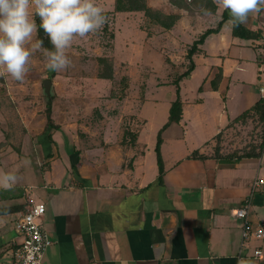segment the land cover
<instances>
[{"label": "crops", "instance_id": "crops-1", "mask_svg": "<svg viewBox=\"0 0 264 264\" xmlns=\"http://www.w3.org/2000/svg\"><path fill=\"white\" fill-rule=\"evenodd\" d=\"M167 9L181 17L152 39L171 48V63H188L190 44L215 27L224 11L192 14L172 4ZM229 18L199 45L195 69L181 81L182 118L163 131L162 182L155 146L176 98L174 84L156 85L155 91L150 86L146 100L128 109L134 123L144 119L142 127L130 128L136 137L122 129L124 114L103 116V133L74 132L71 121L46 127L45 116L34 115L24 102L16 112L14 96L0 87V170L18 176L14 188H0V208L6 209L0 212V264H11L21 241L17 218L39 201L46 204L42 225L52 240L44 264H264V238L242 245V219L233 213L251 194L253 182L264 178V150L260 156L232 157L234 150L242 153L240 146H227L230 130L243 121L230 122L262 96L258 38L264 12L244 24L253 32L248 37L235 35ZM160 89L164 96L156 93ZM19 115L27 131L15 146L8 129ZM37 124L43 130H35ZM31 141L30 151L24 144ZM194 150L205 157L192 156ZM249 218L264 225L262 185L252 195ZM256 247L262 257L254 256Z\"/></svg>", "mask_w": 264, "mask_h": 264}, {"label": "rangeland", "instance_id": "rangeland-1", "mask_svg": "<svg viewBox=\"0 0 264 264\" xmlns=\"http://www.w3.org/2000/svg\"><path fill=\"white\" fill-rule=\"evenodd\" d=\"M147 1L154 8L173 12L167 9L171 8L169 0ZM97 3L105 9L108 21L96 34L74 42L69 52L72 67L59 72L49 71L42 51H37L23 83L0 77V87L10 92L8 97L14 96L11 105L16 112H19L17 105L24 102L36 113L34 115L40 113L41 118L42 113L47 124L51 101L54 122L61 120L68 124L71 121L74 132L85 134L84 130H98L103 133L107 125L101 122L103 116L120 114H124L122 129L131 130L133 127L136 130L139 125L142 127L144 119H136L134 123L135 115L128 109L137 108L146 100L150 86L155 91L156 85L172 83L186 68L187 61L179 59L177 64L171 63L168 54L173 51L165 41L160 43L158 39H152L153 35L162 33L161 25L149 20L143 11H116L115 0H97ZM179 52L176 49L174 53ZM110 67L112 78L101 77V73L109 72ZM49 77L53 81L51 96L45 93L43 84V80ZM156 93L165 95L161 89ZM20 119L19 115L8 129L15 146L20 145V135L27 131ZM34 121L38 123V119ZM158 121L159 117L155 116L153 124ZM242 121L230 130L228 148L240 146L242 154L256 148L260 150L264 145V122L255 113ZM35 130H43L42 125L37 124ZM147 131L154 133L153 128L148 127ZM33 147L32 141L24 144V148L30 151Z\"/></svg>", "mask_w": 264, "mask_h": 264}, {"label": "clouds", "instance_id": "clouds-1", "mask_svg": "<svg viewBox=\"0 0 264 264\" xmlns=\"http://www.w3.org/2000/svg\"><path fill=\"white\" fill-rule=\"evenodd\" d=\"M213 3L219 11H228L227 24L232 27L246 24L250 16L264 12V0ZM202 11L211 15L208 9ZM107 21L105 9L97 0H0V77L23 83L37 51H42L49 71L72 67L69 52L74 42L96 34ZM39 29L48 37L51 49L44 48L43 40L37 38ZM17 182L15 172L0 170V188L10 190Z\"/></svg>", "mask_w": 264, "mask_h": 264}, {"label": "trees", "instance_id": "trees-1", "mask_svg": "<svg viewBox=\"0 0 264 264\" xmlns=\"http://www.w3.org/2000/svg\"><path fill=\"white\" fill-rule=\"evenodd\" d=\"M171 4L176 6L180 9H186L189 13H204L202 9H208L210 12H215L217 10V6L213 3V0H169ZM115 10L116 11H143L147 18L149 20L161 25L163 29H169L175 25V23L178 21V19L181 17L180 12H169L166 13L160 9L154 8L153 6L148 4L147 0H115ZM106 13V12H105ZM229 18L228 11H224L222 15V19L217 23L215 27H209L206 30H204L196 39L193 40V42L190 44L187 50L186 58L188 59V63L186 68L180 72L172 81V84L176 87V98L171 102V106L169 109V116L168 120L163 124V126L158 130L157 133V141L155 146V151L157 155V164L159 169L158 179L159 182L163 181V176L165 172V166L164 161L162 157L161 152V145L163 143V131L170 126L173 123H178L183 114V98L181 93V81L188 77L192 71L195 69V61L193 58V55L198 50V47L201 43L204 42L205 38L213 32H218L221 27L223 26V23L226 19ZM37 24L39 25V17L36 18ZM233 33L237 36L242 37H248L249 35H252L253 32L248 29L244 24L233 27ZM38 38L42 39L44 42V47L47 49H51L52 45L48 39V37L44 34L43 29H39L38 32ZM104 59V58H102ZM112 68L110 67L109 72H103L101 73V77L104 78H112ZM50 78V77H49ZM221 78V73L217 74L215 78L213 79V86L217 87L218 82ZM51 79V78H50ZM202 87L200 86L199 89ZM255 113L258 118L264 122V95H262L250 108L243 111L241 114L236 116L230 123H235L241 120L246 119L250 115ZM47 126L51 128H58L59 126L54 122L52 116H51V101L48 106V115H47ZM125 133L130 134L133 136L135 133L130 130H125ZM220 136L219 133L217 135L218 144L216 145V153L219 154L220 150ZM136 137V135H135ZM49 138L52 140V133H49ZM264 150V145L261 146L259 151H248L239 153L238 151H233L232 153L228 154L229 156H236V157H242V156H260L262 151ZM192 156L194 157H205L203 154H200L198 150H194L192 153ZM75 165L73 166V170L76 171ZM5 208H0V212L5 211Z\"/></svg>", "mask_w": 264, "mask_h": 264}, {"label": "built area", "instance_id": "built-area-1", "mask_svg": "<svg viewBox=\"0 0 264 264\" xmlns=\"http://www.w3.org/2000/svg\"><path fill=\"white\" fill-rule=\"evenodd\" d=\"M258 43L262 49L264 60V29L260 32ZM260 93L264 95V84L260 86ZM264 188V178H257L252 185L251 194L245 198L243 205L234 209L233 213L242 219L241 238L242 245L251 240L264 238V225L254 222L249 218L252 204V195L259 186ZM44 201L33 202L31 206L22 212L16 220V231L21 235V241L14 251L11 264H44L43 258L49 245L52 243L46 228L42 225V217L45 214ZM261 248L254 249L255 257H262Z\"/></svg>", "mask_w": 264, "mask_h": 264}, {"label": "water", "instance_id": "water-1", "mask_svg": "<svg viewBox=\"0 0 264 264\" xmlns=\"http://www.w3.org/2000/svg\"><path fill=\"white\" fill-rule=\"evenodd\" d=\"M43 84H44L45 93L48 96H51V94H52L53 81L50 78H46V79L43 80Z\"/></svg>", "mask_w": 264, "mask_h": 264}]
</instances>
